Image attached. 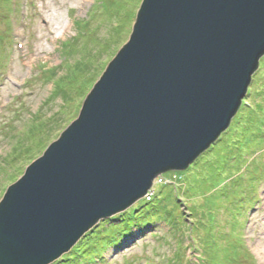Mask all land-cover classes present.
<instances>
[{
    "label": "water",
    "instance_id": "1",
    "mask_svg": "<svg viewBox=\"0 0 264 264\" xmlns=\"http://www.w3.org/2000/svg\"><path fill=\"white\" fill-rule=\"evenodd\" d=\"M264 54V0H143L78 117L0 201V264H49L225 131Z\"/></svg>",
    "mask_w": 264,
    "mask_h": 264
},
{
    "label": "rangeland",
    "instance_id": "2",
    "mask_svg": "<svg viewBox=\"0 0 264 264\" xmlns=\"http://www.w3.org/2000/svg\"><path fill=\"white\" fill-rule=\"evenodd\" d=\"M142 1L0 0V201L78 117ZM243 99L250 106L208 149L158 175L126 209H154L150 216L117 243L102 235H119L122 222L98 221L103 232L75 263L264 264L256 251L264 248V54Z\"/></svg>",
    "mask_w": 264,
    "mask_h": 264
},
{
    "label": "trees",
    "instance_id": "3",
    "mask_svg": "<svg viewBox=\"0 0 264 264\" xmlns=\"http://www.w3.org/2000/svg\"><path fill=\"white\" fill-rule=\"evenodd\" d=\"M245 102L246 101L243 99L241 101L240 106H242V105L244 107L250 106L248 103L246 104ZM141 210H142V208H140V207L138 209L132 210V211L126 210L124 212H120V213L114 215V217L105 219L106 223L107 224L109 223L111 227H113V226L116 227L117 225H119L122 222L119 227H123L124 229L119 231V233L121 232L119 235L111 232L108 229H105L106 232H104V234L102 235L104 237L106 236L104 239H107L110 242L116 241L115 243H117V240L119 239V237L121 238L123 236H128L127 235L128 232L133 231L134 228H137V225L141 224L140 220L144 221V219H146L148 216H150L149 214H151L154 211V209H152V210L149 209L150 211L147 210L148 213L143 214V211H142V214H141ZM116 222H120V223L114 224ZM95 232H97V233L103 232V229L102 230H99V229L96 230L93 228L92 230L88 231V233L79 242H77L73 246V248H71V250L68 253L62 255V257L60 258L59 264H77V263H75L74 260H76L79 257V254L81 252H84L86 245L89 244L90 241H92V238L94 237ZM105 245L102 244L101 247L103 248V247H105ZM101 250H102V252H104L103 249H101Z\"/></svg>",
    "mask_w": 264,
    "mask_h": 264
},
{
    "label": "bare ground",
    "instance_id": "4",
    "mask_svg": "<svg viewBox=\"0 0 264 264\" xmlns=\"http://www.w3.org/2000/svg\"><path fill=\"white\" fill-rule=\"evenodd\" d=\"M24 50H25V48H24ZM24 50H23V51H24ZM256 251H257V253H258V255H259L260 257L264 256V248H263V249H260V248L257 247V250H256Z\"/></svg>",
    "mask_w": 264,
    "mask_h": 264
}]
</instances>
